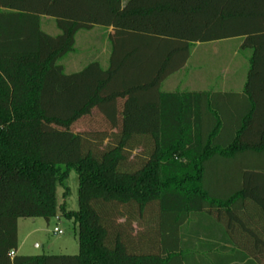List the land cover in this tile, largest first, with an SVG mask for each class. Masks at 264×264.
Wrapping results in <instances>:
<instances>
[{"label":"trees","instance_id":"trees-1","mask_svg":"<svg viewBox=\"0 0 264 264\" xmlns=\"http://www.w3.org/2000/svg\"><path fill=\"white\" fill-rule=\"evenodd\" d=\"M95 26L115 31L109 66L66 73ZM232 37L251 51L242 108L162 91L194 45ZM95 111L106 125L75 131ZM59 212L80 252L18 255L19 219ZM224 212L260 230L198 228ZM0 264H264V0H0Z\"/></svg>","mask_w":264,"mask_h":264},{"label":"rangeland","instance_id":"rangeland-1","mask_svg":"<svg viewBox=\"0 0 264 264\" xmlns=\"http://www.w3.org/2000/svg\"><path fill=\"white\" fill-rule=\"evenodd\" d=\"M128 0H122L124 6ZM41 27L46 32L56 35L59 29L54 18L43 17ZM114 29H105L100 26H95L91 30H81L77 33L75 50L63 57L59 63L64 66L66 73H73L80 71L84 66L93 60H99L103 67L107 68L110 64L111 57V43L109 36L114 34ZM249 52L242 53V56H248ZM213 60V58H212ZM212 65V64H211ZM193 66V64H191ZM248 66V64H247ZM194 67V66H193ZM191 70V69H190ZM212 70L217 71L216 64L212 65ZM173 80H179L177 84L184 87L187 82L188 75L186 72L175 75ZM176 78V79H175ZM187 86V85H186ZM185 86V87H186ZM105 124L102 115L94 112L92 116L80 120L74 129L77 132L92 131L102 128ZM67 185L70 188L68 197L66 198L68 208L71 210L78 209V175L75 170L70 172L67 180ZM64 188L58 186L57 199L59 205L64 200ZM59 217V218H57ZM20 236L21 238L29 231L37 229L28 237L22 248L19 249L20 254L24 255H42V254H67L75 255L80 252V245L78 240V228L72 219H68L61 215L53 217L50 221L45 218H22L20 221ZM58 227L62 233H56L55 228ZM40 246L36 247L35 244Z\"/></svg>","mask_w":264,"mask_h":264},{"label":"crops","instance_id":"crops-1","mask_svg":"<svg viewBox=\"0 0 264 264\" xmlns=\"http://www.w3.org/2000/svg\"><path fill=\"white\" fill-rule=\"evenodd\" d=\"M111 29V28H109ZM108 29V30H109ZM249 52L248 56H242V53ZM213 58V60H212ZM251 51L242 48V37H232L227 39H221L206 43H197L194 45L190 57L185 67L172 75H170L161 86L163 92H196V93H210L211 99L214 98L217 101L226 103V109H232L233 107H243L245 104V83L247 81L248 70L250 66ZM193 64V66H191ZM216 64L218 67L217 71L212 70V65ZM248 64V66H247ZM191 69V70H190ZM186 72L188 79L184 87H180L177 84V80H173L172 77L175 75ZM176 79V78H175ZM187 85V86H186ZM186 86V87H185ZM231 104V105H230ZM239 109V108H238ZM249 203V201H247ZM239 216L240 220L247 221V224L239 223L240 220H230L229 214L224 216L219 221L211 216L212 222H216L217 226H208L204 222L203 226H198L201 229L204 228L206 232L214 231L215 234L212 236H245L257 227L253 226L254 218H248L247 214L241 213ZM255 217V219H257ZM18 222V239L19 248L17 250L18 255H24L19 253V249L25 244V241L30 237L35 230L29 231L22 238L20 236V222ZM196 222L199 219L195 220ZM208 221V220H206ZM250 222V223H249ZM252 223V224H251ZM260 230V228H257ZM229 243H222V245ZM36 247L40 244L36 243ZM209 248V244H207ZM206 247V248H207Z\"/></svg>","mask_w":264,"mask_h":264},{"label":"built area","instance_id":"built-area-1","mask_svg":"<svg viewBox=\"0 0 264 264\" xmlns=\"http://www.w3.org/2000/svg\"><path fill=\"white\" fill-rule=\"evenodd\" d=\"M57 218H59V217H57ZM55 232L61 234V233H62V230H61L60 228L56 227V228H55ZM10 255H11V256H15V255H16V252L11 251V252H10Z\"/></svg>","mask_w":264,"mask_h":264}]
</instances>
